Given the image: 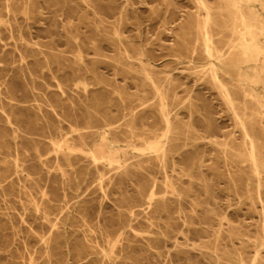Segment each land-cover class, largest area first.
Returning <instances> with one entry per match:
<instances>
[{
	"label": "bare ground",
	"instance_id": "obj_1",
	"mask_svg": "<svg viewBox=\"0 0 264 264\" xmlns=\"http://www.w3.org/2000/svg\"><path fill=\"white\" fill-rule=\"evenodd\" d=\"M71 1L45 0L62 8ZM82 1L95 17L85 16L92 32L77 44L76 61L52 51L45 66L54 77L57 67L75 76L91 72L101 81L98 68L107 63L115 74L132 76L138 93L117 114L92 101H83L85 107L73 101L72 108L61 103L69 120V129L64 130L61 119L21 105L32 96L41 100L29 63L43 67L30 45V23L42 16V5L39 0H0V63L11 70L13 79L3 89L6 72L1 70L0 93L11 94L6 101L10 111L3 108L0 115L11 133L0 129V158L6 161L0 165V177H12L11 182L24 179L28 184L31 206L26 209L35 217L29 223L35 237L51 256L61 253L71 233L78 232L74 236L78 242L68 249L77 261L85 260L82 264H176L174 253L179 264H205L191 257L193 248L212 264H237L226 241L239 238V230L225 231L227 214L217 205L222 174L217 171L210 177L207 170L216 167L205 164V149L199 143L218 127L215 102L220 101L240 130V136L230 130L221 143L223 151L227 158L228 152L237 153L256 181V194L249 196L259 206L256 253L250 262L240 260L264 264V91L258 89L264 85V0H191L194 11L186 27L194 37L189 41L184 34L178 50L199 68L209 95L179 82L178 67L160 66L145 45L125 37L131 0ZM160 3L163 6H150L152 18L178 9L176 0ZM73 30L76 27L70 22V38L79 39ZM84 51H93L95 59L87 62ZM28 77L33 84L29 85ZM183 105L189 108L187 120L180 110ZM200 126L205 127L203 134ZM35 135L49 137L48 150ZM51 151L48 157L54 165L44 158ZM106 197L116 207L110 213L104 211ZM37 219L43 220L39 225L48 224L46 235L36 231ZM74 224L82 230L69 233L68 225Z\"/></svg>",
	"mask_w": 264,
	"mask_h": 264
},
{
	"label": "rangeland",
	"instance_id": "obj_2",
	"mask_svg": "<svg viewBox=\"0 0 264 264\" xmlns=\"http://www.w3.org/2000/svg\"><path fill=\"white\" fill-rule=\"evenodd\" d=\"M39 1L42 5L41 11L43 14L31 20L30 32L32 36L30 37V45L37 50L33 52L41 59L38 62L43 67L37 69V63L32 61H30L29 66L33 68L32 71L37 86L35 90L37 97L41 100L38 102L35 99L36 96H32L29 101H22L21 105L35 106L34 113L48 115L54 120L61 119L65 123L64 130L69 129V120L63 115L61 103L65 104L67 108H72L73 101L78 105L83 101H92L99 108H109L112 113H119V109L129 104L130 99L138 93L132 76H125L122 73L115 74L114 67L107 63H101L98 68L99 75L102 77L101 81L91 72H87L83 76H75L69 70L65 68L58 70L57 67H54V74L56 75L54 77L48 67L45 66L46 55L52 51L63 55L71 63L76 61L77 44L79 41L84 40V35L92 32L85 24V16L87 19L92 20L95 15L92 12L88 13L82 0H72L69 7L64 8L59 7L57 4H48L45 0ZM176 1L178 9L175 12H170L167 15L164 12L162 18H152L153 14L150 6L158 4L160 7L163 6L160 3L161 0H149V2L144 3L140 0H131L128 6V28L124 35L128 40H134L137 45L140 43L145 45L152 55L157 58L156 61L160 66H167L172 69L178 67L175 72L179 74V82H184L185 86L193 87L197 91L209 95L206 80L199 78V68L194 67L195 64L191 63L190 58L186 56L183 50H178L179 44L181 45V37L184 34L189 39L194 37V33L191 34L186 27V22L194 11V4L191 0ZM70 22L75 25L76 30L73 31L79 35V39L70 38L68 33ZM189 41H192V39ZM173 52L177 53L178 56L170 54ZM109 53L113 54L115 52ZM83 56L87 62H92L96 55L93 51H84ZM3 66L4 63L1 62L0 72L1 70L6 72V75L1 79L2 88L4 89L5 86L13 83V79L11 70H4ZM180 71H183V73H180ZM26 80L29 85L33 84L29 77ZM22 84L25 85L26 83L23 82ZM61 88L65 89V93L62 92ZM182 88H180V95L184 97L185 91ZM258 89L264 91V85H259ZM10 94L6 90L0 93V112L3 108L10 111L6 102L10 100L8 97ZM50 103L56 107L55 111ZM82 104L85 107L86 103ZM215 108L218 127L212 128L209 138L205 141L201 140L199 143L205 149L204 156L207 158L205 164L216 167L207 170L210 177L214 176L213 174L217 171L222 174V176L216 178L220 179L219 189H217L219 193L217 205L219 209L227 214L228 218L224 229L226 232H230L233 228L239 230V238L227 239L226 241L227 247L234 251V256L231 258L237 264H245L240 258L250 262L256 253V221L259 206L258 203H254L249 198L250 195L256 194V181L249 166L238 159L237 153L228 152L229 158L226 157L221 143L228 139L230 130H235L237 136H240V130L232 120L230 112L221 105L220 101L215 102ZM180 110L182 116L187 120L189 108L183 105ZM199 116L196 113V118H199ZM6 125L4 117L0 115V129H5V131L11 133ZM204 129V126H200L201 134L204 133ZM34 137L42 147L48 150L51 144L49 137L43 135H35ZM52 154V151L46 153L44 158H48V163L54 165V159L48 157ZM5 162L1 157L0 165ZM73 175H78V172ZM42 176L46 178L47 175L42 174ZM231 176L234 177L235 181H232ZM10 178L3 180L0 177V183L5 185V187L0 188V264H82L85 260L77 261L73 250L68 249L72 247V244L78 242L74 237L78 232L71 233L68 237L69 244L64 243L61 253L49 256L42 240L36 238L35 232L29 228V223L33 222L35 217L31 214L30 209H26V206H31L29 197L26 194V189L29 188L28 184L24 182V179L20 181L16 178L11 182ZM2 180L3 182H1ZM22 183L27 184V186H22ZM129 188H132V186ZM99 193L101 195L97 199L100 200L102 198L100 190ZM105 200L108 204L104 211L110 213L116 210L111 199L106 197ZM256 204L258 207H256ZM42 221L37 219L35 223L38 225L35 228L36 231L46 235L49 226L46 222L45 225H39ZM67 230L69 233L72 230L81 231L82 227L78 224L68 225ZM173 257L175 263L179 264L178 254L174 253ZM191 257L202 260L205 264H212L211 259H202L203 257L198 248L191 250ZM223 264L230 263L224 262Z\"/></svg>",
	"mask_w": 264,
	"mask_h": 264
}]
</instances>
